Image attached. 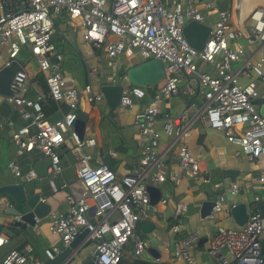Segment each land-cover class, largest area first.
<instances>
[{"label": "built area", "instance_id": "2783aa9c", "mask_svg": "<svg viewBox=\"0 0 264 264\" xmlns=\"http://www.w3.org/2000/svg\"><path fill=\"white\" fill-rule=\"evenodd\" d=\"M57 18L100 51L110 68L116 65L120 55L134 53L142 61L158 59L163 65L164 77L155 93L134 115V124L144 140L136 170L120 179L102 161L100 152L84 151L85 147H95L96 140L81 138L74 129L81 98L99 105L105 102V96L102 83L93 81L99 76L97 64L86 67L87 81L81 92L74 85V78L64 76L59 65L63 55L52 40ZM206 18L212 24L205 23ZM249 18L247 32L242 25L234 23L226 0H0V44L9 47L3 65L17 60L22 47L29 45L30 58L43 73L47 86L45 92L36 83L34 96H27L29 70L22 66L23 70L15 74L10 85L14 94L0 95V107L11 105L26 121L18 126H14L12 119L7 122L13 127L11 140L16 156L38 150L50 159L48 174H60V148L66 143V133L78 155L77 182L75 186L64 184L68 188L69 209L50 211L41 219L35 216V226L46 219L47 229L60 237L64 247L69 246L81 229H88L80 248L87 245V240L92 243L91 255L84 260L93 256V264H119L129 249L139 259L148 243L138 237L136 229L147 217L148 207L154 206L150 204L148 186L160 188L168 182L178 185L184 177L201 173L200 161L187 141L197 125L221 132L229 143L238 146L236 156L259 162L257 181L263 183L264 116L259 108L264 104V52L253 59L247 56L246 45L264 46V6L252 10ZM190 21L211 27L201 49L192 47L184 36L183 28ZM202 64L212 65L214 74H208ZM183 77H187L185 94H192L193 87L200 104L192 102L179 114H173L167 102L179 95ZM127 78L126 73L107 75L105 81V84H123L118 105L122 109L141 106L146 98L145 87L129 84ZM47 97L57 105L60 116L56 119H49L42 108ZM4 126L0 118V129ZM162 133L168 138L164 145L160 141ZM110 154L117 156L114 150ZM170 155L176 158L175 166L168 162ZM7 169L16 179L24 177L30 182L38 178L33 168L23 174L16 158L8 162ZM213 187L219 193L207 217L213 219L223 211L231 216V209L238 203H227V199L239 195L241 186L235 181H218ZM167 202L161 193L158 203ZM253 202L256 206L247 207L248 218L243 225H219L209 238L206 252L214 264H264L260 197L255 195ZM12 205L10 199L5 200L3 211L6 213ZM187 211L185 202L177 203L176 219L179 221ZM11 217L14 222H23L21 215L11 214ZM172 230L180 232V222L173 224ZM199 240L198 233L190 232L174 241L170 261L193 264L191 249ZM8 244L9 239L0 233V264H44L30 242L5 250ZM60 252L56 245L43 249L48 261ZM152 262L159 264L160 258Z\"/></svg>", "mask_w": 264, "mask_h": 264}, {"label": "crops", "instance_id": "0c3cea01", "mask_svg": "<svg viewBox=\"0 0 264 264\" xmlns=\"http://www.w3.org/2000/svg\"><path fill=\"white\" fill-rule=\"evenodd\" d=\"M226 4H228V7L232 11L234 23L242 25L248 32L249 25L251 24L249 15L255 8L264 6V0H226ZM58 19L60 18H57L56 20ZM76 38L82 46L86 47V50L81 53L82 60L86 65L84 85L87 81L86 67L88 65L97 64L101 74L104 76V78L99 77L98 81L99 83L105 84L107 75L117 74V76H119L123 73H126L130 66L141 62L138 61L137 54L136 58L133 55H120L116 60V65L110 68L107 66L106 60L100 51L93 48L90 44L84 42L79 35L76 36ZM2 45L3 44H0V51ZM22 48H24V50L29 54L27 47ZM263 52L264 46L258 47L255 45H246V54L247 56H252L253 59L261 55ZM6 59L7 58L1 59L0 55V67L3 65ZM100 61L103 62L102 65H100ZM31 62L32 64L30 65L29 82L32 68H37L33 59H31ZM64 76L69 79L74 78L70 72L66 71ZM36 83L37 81H35L33 84L34 88H36ZM125 83L127 84V82ZM74 85L80 92L84 87V85L80 86L79 83H74ZM180 87L185 90V85ZM177 96H180L181 98L182 102L179 104V109L182 111L187 105V102L182 94ZM150 99H148L146 96V98L141 102V106L134 105L126 109H119L116 117L108 116L109 107L104 103L99 105L89 104L85 98H81L79 102L78 111H82L88 116L85 125L84 137H92L96 140V146L88 148H93L94 152H100L101 159L104 163V158L107 156L109 157V167L111 169L113 168L112 170L115 172L117 179H120L123 175L136 170L138 158L142 153V145L144 140L139 136V130L134 124V115L136 111L143 107L144 104H146V102ZM167 103L169 104L167 106L171 109V102ZM8 106L9 107H6L4 110H2L0 107V118L5 124L4 128H2L3 132H1L2 130L0 129V149L4 150L6 153L7 150L10 149V147L8 148V145H11L13 149V157L10 158L9 161L16 158L20 164L22 173L25 174L30 170V168H33V165L36 162L42 160L44 156L38 150L25 153L22 156H16L15 147L12 140H10L13 127L8 126L7 122L8 120L12 119L14 126H18L25 124L26 121L19 117L18 111L14 107L11 105ZM59 116L60 114L56 113L52 115L50 119H56ZM161 124L162 123L158 124L159 129H161ZM32 130H34V128H32ZM160 141L161 145L166 144L168 141L167 136L162 133ZM187 141L194 155L199 158L201 173L198 176L192 178L184 177L181 183L178 185L170 183L171 185L168 184L165 186L166 188L168 186L174 187L173 203L168 201L164 205L157 203L154 206L148 207L147 217L138 223V226H140L142 232L147 234V239H144L147 241L148 247L138 260L153 263L152 259L159 257V264H184L182 260L170 261L171 253L175 247L174 241L180 239L190 232H196L200 236V240L191 249V253L194 258L193 264L215 263L206 252L209 238L215 232L217 226L235 225L230 214L225 211L215 214L213 219H210L207 216L202 218L200 215L203 202L207 200H215L219 193V190L213 187L215 182L219 181L229 183L231 181H235L241 186L240 194L228 197L227 203H244L247 207L250 206V208H253L256 206L253 202L255 195L260 197L261 202L264 201V196L261 195V192H264V182L260 183L257 181V178L260 176L259 162H248L243 156H236L235 152L238 150V146L229 143L221 132L197 125ZM72 148L73 142L71 138L67 136L66 143L60 148V159L62 165V172L60 174H48L46 178L38 177L30 181V183H35L36 191H39L41 194V200L50 204V211L65 212L69 209V204L66 198L68 188L64 187V184L68 183L72 186H75L77 182L76 167L78 163V155L73 151ZM111 150L117 152L116 157L111 156ZM168 159L169 163H171L173 166L176 165L175 156L170 155L168 156ZM94 163L95 162L92 161V164ZM224 169L237 170L236 177L232 179L228 176H225L223 174ZM21 179H24V177ZM160 189L163 195V189L161 186ZM179 202H185L187 204L188 211L186 215H184V217H180V220L178 221L175 217V214L177 203ZM156 212L161 214V218H157L155 216ZM3 216V218L6 220L8 219L9 221L11 220L13 224L15 223L11 217V214L5 213ZM43 220L46 219H42L36 226L32 227L37 228L34 238L24 237V232L20 233L18 237L22 238L21 240H27V242H30L34 246L36 256L43 260L44 264H53L52 261L45 259L43 255V249L52 245L57 246V242L59 240L61 242V239L58 235L51 233L47 229L46 221L42 222ZM169 220H172L173 224L180 222L181 231L178 233L173 232V230L172 233L166 231L167 236H165L167 239L165 238V240H160L161 238L159 236L158 237L160 239L155 236L156 233L154 232V229L156 226H165ZM143 222H148L152 224V226H146L143 228ZM1 224L3 225V223ZM29 229L30 227L28 226L26 230ZM21 230H23V228H21ZM16 242L17 240L9 242L5 250L12 248ZM19 243L20 242L18 241L17 244ZM59 248L62 252L68 247H64L61 242V247ZM81 249L82 247H79V249H77L73 255L67 257L61 264H83L85 261L84 257H89L91 255L92 249L86 250L85 252L87 253L84 252L85 254H80ZM130 251L131 249L127 250L125 256L135 259ZM157 253L158 257L155 256Z\"/></svg>", "mask_w": 264, "mask_h": 264}, {"label": "water", "instance_id": "95a60500", "mask_svg": "<svg viewBox=\"0 0 264 264\" xmlns=\"http://www.w3.org/2000/svg\"><path fill=\"white\" fill-rule=\"evenodd\" d=\"M211 27L204 23L196 21H190L183 28L184 36L188 43L196 48L201 49L208 38ZM23 70L22 65L17 60H11L9 63L0 67V95L12 96L14 90L11 89V82L18 71ZM127 82L133 85H139L143 87H152L158 84L164 77L163 65L158 59H152L149 61H141L138 64L130 66L126 72ZM123 84H102L101 90L105 96V102L111 110H115L119 105L120 95L123 89ZM259 113L264 116V104L260 106ZM87 114L78 111L77 119L74 122V129L81 138L84 137L85 125L87 122ZM109 157L104 158L105 164L109 166ZM50 166V159L44 157L42 160L36 162L33 165V169L36 171L39 178H46L48 175L47 169ZM223 174L232 179L236 177L237 170L224 169ZM150 192V204L156 205L161 196V189L156 186H148ZM6 195L13 203L6 213L21 215L23 222H15L16 226H20L23 229L35 226L34 217L44 218L50 212V204L41 200V194L39 191L28 193L19 179L10 178L6 182L0 184V196ZM24 203L27 210L23 211L16 207L14 204ZM214 205V200L204 201L200 210L202 218L210 214L211 208ZM259 211L264 216V201L259 205ZM231 218L233 222L241 226L248 218L247 206L244 203H238L231 209ZM143 228L146 226L151 227L152 224L148 222L142 223ZM148 231V230H145ZM88 235V229L83 228L78 235L70 242L67 249L60 252L54 260L53 264H61L67 257L74 254L79 249L85 237ZM90 243L89 240L86 241ZM264 246V242L262 243ZM151 250V249H150ZM152 251V250H151ZM158 257V253L155 255ZM94 257H90L83 262V264H93Z\"/></svg>", "mask_w": 264, "mask_h": 264}, {"label": "rangeland", "instance_id": "374dc122", "mask_svg": "<svg viewBox=\"0 0 264 264\" xmlns=\"http://www.w3.org/2000/svg\"><path fill=\"white\" fill-rule=\"evenodd\" d=\"M210 19H213L210 17ZM208 18L205 19V23L207 24H212V20H210ZM58 27L56 29V33L53 34V42L56 45V47L61 51L62 55H63V60L59 63L61 69L66 72H70L74 79H75V83H79L80 86L84 85L85 82V64L84 61L82 60L81 57V53L86 50L85 46H82L76 36H78L77 33H73V31L71 30V27L69 25H64L62 19H58ZM27 47L29 48V45H27ZM8 52H9V47L7 45H2L1 46V51H0V55H1V59L2 58H8ZM136 58V53H134L133 55ZM138 61H142L140 59V57H138ZM17 60L19 61V63L25 67L26 69H29L30 71V65L32 64L31 62V58L30 55L24 50V48H22L21 52L18 54L17 56ZM102 61H100V65H102ZM235 67L238 65V63L234 64ZM202 67H204L205 71L210 74L213 75L214 74V68L212 65H206L204 66V64H202ZM98 74L99 76L93 78V81L95 83H99L98 79L99 77H103L104 76L101 74L100 69L98 68ZM34 76L36 77H43V73L38 71L37 68H32L31 70V81L28 82V84L26 85V87L28 88L27 91V96L29 97H33L35 92V88H34V82L36 80H34ZM117 76V74H116ZM33 78V79H32ZM105 80V79H104ZM106 81V80H105ZM187 82V77H183V79L179 82L180 86L185 85ZM155 86V85H154ZM152 86V87H154ZM157 86V84H156ZM147 88H151V87H145V89ZM33 94V95H32ZM148 99H150V97L147 96ZM149 101V100H148ZM147 101V102H148ZM146 102V104H147ZM168 102H171L172 104V108L170 109V113H175V114H179L177 112H180L181 110L179 109V104L182 102L180 96H172ZM104 104H106L105 102H102ZM100 103V104H102ZM107 105V104H106ZM6 107H9L6 104H3L1 106V109L4 110ZM119 109H121V107H117L115 110H111L110 108H108V116L109 117H116L117 113L119 111ZM3 132V129H1ZM69 136V133L65 134V137ZM11 140V139H10ZM11 142V141H10ZM10 147L9 150H7V152L5 153L4 150L0 149V184L6 182L7 179L10 178H14V176L12 175V173L7 169V162L9 161L10 158H12L13 156V149L11 145H8V148ZM96 149V148H95ZM85 151L88 153H92L93 148H85ZM199 159V158H198ZM113 169V168H112ZM22 183H24V186L26 188V191H28V193L34 192L36 191V185L34 182H28L24 179L20 180ZM170 183H165L162 184L161 187L163 189V195L168 199V201L170 203L174 202V187L173 186H168L167 188L165 186H167ZM171 185V184H170ZM261 195L264 196V192H261ZM9 199L6 195L0 196V228L1 229H9L10 225H14L13 222L10 220H6L5 218H3V214H5L4 210V201ZM250 201H251V197H250ZM249 201V202H250ZM16 207H18L19 209L25 211L27 210V207L25 206L24 203L22 204H14ZM117 216V214H115ZM155 216L157 218H161V214H159V212L155 213ZM8 217V216H7ZM46 220H43L42 222H45ZM41 222V224H42ZM3 223V225L1 224ZM11 223V224H10ZM172 220H169L167 222V224H165V226L161 225V226H156L154 229V232L156 233L155 236L158 237L160 240H165L167 234L166 231H168L169 233H172ZM37 228H32L30 227L29 230L23 229L21 231V233L24 232L23 236L26 238H34L36 235V231ZM28 231V232H27ZM137 235L139 238L147 239V234H144L140 228V226L137 227L136 229ZM2 234H4L3 232H0ZM166 235V236H165ZM167 239V238H166ZM145 240V239H144ZM13 241H16V239L14 238ZM57 246L61 247V242L60 240L57 242ZM91 247V248H90ZM91 250L92 249V243H89L85 246L82 247L80 254H83L86 250ZM87 253V252H85ZM84 253V254H85ZM131 260V259H129Z\"/></svg>", "mask_w": 264, "mask_h": 264}, {"label": "trees", "instance_id": "16d2710c", "mask_svg": "<svg viewBox=\"0 0 264 264\" xmlns=\"http://www.w3.org/2000/svg\"><path fill=\"white\" fill-rule=\"evenodd\" d=\"M57 23L58 22L55 21V31H54V33H56V29L59 28ZM52 40H53V36H52ZM34 80H36L37 83L39 84V86L45 92H47V86L45 84L44 77H39L38 78V77L34 76ZM30 81H31V73H30ZM156 88H157V86L155 85L154 87L145 89L146 90V96L151 98L153 96V94L155 93ZM192 89H193L192 94H190V95L186 94L185 95L184 94V89L180 87L179 95L182 94L184 96V98L186 99V102H187V106H189L190 103H192V102H196L198 105L200 104V100L197 98V95H196L197 94L196 93L197 90L196 89L194 90L193 87H192ZM42 108H43L46 116L49 119H50V117L52 115L58 113L57 105L49 97H47V99L44 102H42ZM21 231H22L21 228L17 227L15 224L13 226L10 225L9 229H1L0 228V232L4 233V235L9 239V242L13 241L14 238L17 240V242L18 241L20 242L19 244H17V242H16V244L12 248H20L24 243L27 242V240H21L22 238L18 237L19 234L21 233ZM9 249H11V248H9ZM129 259H131V258L123 256L122 259H121V262L119 264H153V263H148V262H145V261H142V260H138V259H131V260H129Z\"/></svg>", "mask_w": 264, "mask_h": 264}]
</instances>
